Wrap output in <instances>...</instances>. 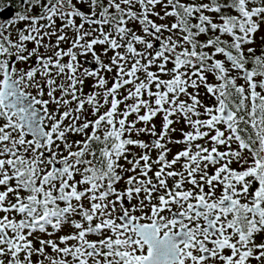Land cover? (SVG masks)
I'll return each instance as SVG.
<instances>
[{"label": "snow or ice", "instance_id": "6c2138e0", "mask_svg": "<svg viewBox=\"0 0 264 264\" xmlns=\"http://www.w3.org/2000/svg\"><path fill=\"white\" fill-rule=\"evenodd\" d=\"M17 8L0 18V264H264V0Z\"/></svg>", "mask_w": 264, "mask_h": 264}, {"label": "flooded vegetation", "instance_id": "af4514ba", "mask_svg": "<svg viewBox=\"0 0 264 264\" xmlns=\"http://www.w3.org/2000/svg\"><path fill=\"white\" fill-rule=\"evenodd\" d=\"M0 2L9 5V7L7 8L6 11H4L3 13H0V18H7V17L11 16L15 11L19 10V9L17 8L18 0H0ZM78 22H79V21H78ZM58 23H59V22H58ZM261 35H264V29H262L261 33H258V34H257V41H256V45H255V46H256L258 49H259V47L262 46V44H264V42H262L261 39H260V36H261ZM63 46L66 47V45H63ZM98 51H99V48H98ZM109 55H111V53H109ZM89 59H90V57H89ZM169 67H171V65H169ZM210 79H211V77H210ZM88 84L90 85V84H91V81H89ZM89 90H90L89 87L86 86V87H85V91L87 92V91H89ZM205 102L207 103L208 101H205ZM134 118H135L134 116H133V117H130V119H134ZM153 123L156 124V126H157V130L159 131L160 126H161V118L158 116V117L153 121ZM175 127L177 128V132L173 134V137H174V138H180V132H179V129L182 128V127H184V126H183V124H178V125H175ZM185 130H187V129H185ZM78 138H79V137H74V139H78ZM139 138H140V139H144L145 141L151 139V137H148V136H141V137H139ZM169 147L172 148V152L169 154V159H171L172 155H174L178 150H180V148H181L182 146H178V145H169ZM133 151H135V152H140V149H136V148H134ZM152 155H153V158H155V155H156L155 152H153ZM121 163H124V162L121 161ZM233 167H236V165H233ZM177 168H179V165H177ZM169 183L171 184V181H169ZM118 187H123V182H121V184L118 185ZM68 231H70V229H68V228H65V229H64V232H68ZM90 238H93V237H90Z\"/></svg>", "mask_w": 264, "mask_h": 264}, {"label": "trees", "instance_id": "16d2710c", "mask_svg": "<svg viewBox=\"0 0 264 264\" xmlns=\"http://www.w3.org/2000/svg\"><path fill=\"white\" fill-rule=\"evenodd\" d=\"M201 39H206V37H201Z\"/></svg>", "mask_w": 264, "mask_h": 264}]
</instances>
